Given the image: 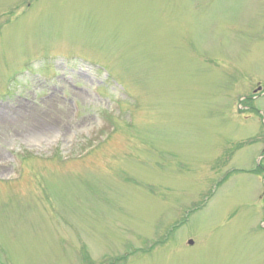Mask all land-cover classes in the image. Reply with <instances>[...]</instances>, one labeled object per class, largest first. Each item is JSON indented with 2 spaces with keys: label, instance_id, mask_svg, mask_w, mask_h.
Wrapping results in <instances>:
<instances>
[{
  "label": "rangeland",
  "instance_id": "1",
  "mask_svg": "<svg viewBox=\"0 0 264 264\" xmlns=\"http://www.w3.org/2000/svg\"><path fill=\"white\" fill-rule=\"evenodd\" d=\"M0 166V264H264V0H0Z\"/></svg>",
  "mask_w": 264,
  "mask_h": 264
}]
</instances>
